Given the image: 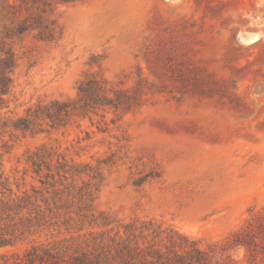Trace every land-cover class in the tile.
<instances>
[{"label": "rangeland", "instance_id": "rangeland-1", "mask_svg": "<svg viewBox=\"0 0 264 264\" xmlns=\"http://www.w3.org/2000/svg\"><path fill=\"white\" fill-rule=\"evenodd\" d=\"M52 16L63 28L58 41L33 33L5 41L16 64L0 106L1 170L14 190L16 183L28 189L38 185L28 160L38 147L87 163L101 173L82 175L97 184L94 215L109 223L81 222L61 209L29 240L90 250L103 232L122 235L125 223L151 220L205 246L264 207V0H87L57 3ZM167 28L188 57L221 79L224 93H148L137 109L107 114L104 125L92 116L36 133L2 126L38 101L74 97L87 72L128 85L132 78L123 75L137 65L149 74L137 54L145 37L167 36ZM247 31H260V39L241 42ZM28 245L0 252L15 253L9 264H18Z\"/></svg>", "mask_w": 264, "mask_h": 264}, {"label": "trees", "instance_id": "trees-1", "mask_svg": "<svg viewBox=\"0 0 264 264\" xmlns=\"http://www.w3.org/2000/svg\"><path fill=\"white\" fill-rule=\"evenodd\" d=\"M84 1L87 0H0V106L4 102L2 96L10 90V73L16 64L14 53L5 41L29 33L41 41H58L63 28L52 16L55 4ZM166 30L167 36L157 40L145 37L137 54L149 74L137 65L130 72L133 75H123L132 78L128 85L121 77L114 81L99 71L87 72L77 82L74 97L38 101L25 108L23 115L10 123L3 122L2 126L36 133L64 127L75 117L91 119L92 116L100 117L99 122L104 125L107 114L119 117L120 112L137 109L148 93L163 92L172 97H175L172 93L200 96L224 93L221 79L188 57L180 39L173 41L175 34L169 28ZM104 129L99 127L101 131ZM28 160L32 178L38 183L28 189L16 183L14 190L0 164V249L29 244L18 264H264V207L250 213L221 240L205 246L171 226L164 227L151 220L125 223L122 235L116 232L104 237L107 231L103 232L99 235L100 244L90 250L71 249L61 242L44 244L29 240L61 209L72 212L81 222L100 219L108 224L109 221L104 213L94 215L96 182L82 178V175L90 180L100 177L98 169L87 163L67 161L46 146L36 148ZM148 177H156V173L139 177L134 184L140 185ZM77 181L80 186L76 185ZM14 254L0 252V264H9Z\"/></svg>", "mask_w": 264, "mask_h": 264}, {"label": "water", "instance_id": "water-1", "mask_svg": "<svg viewBox=\"0 0 264 264\" xmlns=\"http://www.w3.org/2000/svg\"><path fill=\"white\" fill-rule=\"evenodd\" d=\"M260 31H247L238 34V39L243 43H253L260 39Z\"/></svg>", "mask_w": 264, "mask_h": 264}]
</instances>
